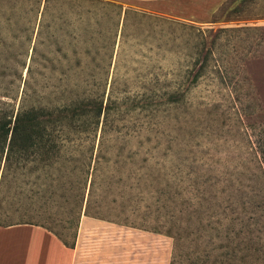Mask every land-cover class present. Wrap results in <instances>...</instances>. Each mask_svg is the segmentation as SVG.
Returning a JSON list of instances; mask_svg holds the SVG:
<instances>
[{"label":"trees","instance_id":"1","mask_svg":"<svg viewBox=\"0 0 264 264\" xmlns=\"http://www.w3.org/2000/svg\"><path fill=\"white\" fill-rule=\"evenodd\" d=\"M91 3L116 7L100 0H0V35L12 33L16 39L20 36L31 39L37 33L40 39L50 33L59 39V35L68 33L76 40L75 37L85 33L84 37H88L91 30L70 26L76 21L88 22V16L94 13L88 6ZM123 12L120 7L118 27ZM104 14L107 12L96 15ZM124 14L125 21L129 12ZM224 32L222 29L211 31L206 36V32L197 29L193 40L183 42L177 52L179 64L171 69L172 82L164 87L154 82L153 86H144L135 99L136 106H131L129 111H140L152 118L162 111L178 112L182 108L188 111L191 94L201 82L223 74L216 64ZM174 41L178 44L176 38ZM41 46L40 42L36 43L34 56ZM74 52L77 67L82 66L84 57H92V54L84 56L77 50ZM92 61L97 59L92 58ZM89 68L88 76L81 68L73 70V75L70 70L64 71L65 76L60 79L69 81L76 77L87 87L93 83L101 86L109 71L99 66ZM247 81L248 78L245 83ZM228 87L232 99L241 105L234 132L220 135L218 142L209 148L200 147L192 138L169 135L171 145L165 156L176 164L173 177L186 170L190 177L186 186L169 178L166 182L158 179V185L157 179H139L141 169L150 171L154 149L146 151L145 165L131 169L127 176L120 170L109 174L102 170L103 161L110 162L114 148L111 146L115 143H120L117 163L138 153L124 156L131 134L119 129L112 134L109 127L114 120L111 117L121 107L116 100H109L105 107V95L100 90L87 89L54 107L22 108L12 115L0 112V226H41L74 248L85 215L171 237L174 240L171 264L183 256L181 245L190 238L204 246L205 252L198 258L203 264H264V108L252 96L251 87L245 88L240 83H231ZM192 118L194 116L189 117ZM147 140L151 142L149 136ZM62 159L74 165H64ZM132 176L135 182H131ZM102 182H107L108 186L104 188ZM115 184L158 195L160 208L170 212L169 218L154 226H143L145 222L136 224L138 218L128 223L131 219L128 216L112 219V212L107 214L106 211H111L112 205L118 203L116 198L108 202L115 193ZM55 227L71 230L72 240L64 239Z\"/></svg>","mask_w":264,"mask_h":264},{"label":"rangeland","instance_id":"2","mask_svg":"<svg viewBox=\"0 0 264 264\" xmlns=\"http://www.w3.org/2000/svg\"><path fill=\"white\" fill-rule=\"evenodd\" d=\"M100 1L116 7L88 4L94 12L88 16V22L81 24L76 21L70 26L72 29L91 30L88 37H84L85 33L75 37L76 40H73L74 37L70 38L68 33L59 35V39L50 33L44 34L40 39L37 38V33L31 39L27 36L16 39L12 33L0 35V112L12 115L22 108L54 107L87 89L94 92L100 90L105 95V107L109 100H116L121 107L111 117L114 120V124L109 127L112 134L118 129L131 134L124 156L138 153L132 158H122L117 163V145L120 143H115V146H111L114 148L110 162L104 160L102 170L108 174L120 170L127 176L131 169H141L145 165L143 160L147 157L146 151L154 149V158L149 162L151 169L148 172L141 169L139 179H157L158 185V179L166 182L169 178L177 184L184 182L186 186L190 178L186 170L173 177L176 164L165 156L171 145L170 133L181 139L192 138L200 147L209 148L218 142L220 135L234 132L238 127V108L241 105L230 96L228 84L231 83H240L248 89L251 87L252 96L264 108V0H228L211 20L204 22L172 18L160 13L165 11L164 7H154L135 0ZM119 6L124 12H129V15L124 21L123 12L122 22L118 27ZM104 12L107 14L96 15ZM185 25L188 27L185 28ZM197 29L206 32V36L211 31H225L217 49L219 60L216 64L223 74L207 77L201 82L191 94L188 111L187 108L178 112L162 111L156 118L140 111H129L131 106H136L138 101L135 99H138L136 97L144 86H153L154 82L159 87H164L172 82L171 69L179 64L177 52L181 50L183 42L193 40V33L197 34ZM175 38L178 44L174 41ZM38 42L42 46L34 56L33 48ZM75 50L84 56L92 54V57H84L82 66L77 67ZM65 54L68 55L67 58L64 57ZM92 58L97 61H92ZM96 66L105 72L109 71L101 86L93 83L87 87L86 83L80 82L76 77L69 81L60 79L65 76L64 71L70 70L73 75V70L81 68H84V75L88 76L91 71L89 67ZM226 71H229V76ZM247 78L249 81L245 83ZM191 116L194 118L189 119ZM102 126L103 123L97 147ZM148 136L151 142L147 140ZM62 160L64 165H74L68 160ZM134 179L136 178L132 176L131 182H135ZM102 184L104 188L108 186L107 182ZM126 188L125 184H115V193L108 199L109 203L115 198L118 200L116 205H112L111 211H106L107 214L112 212V219L128 216L131 218L128 223L138 218L136 224L142 225L145 222L143 226H154L169 218L170 212L166 208H160L158 195L149 190L140 193V190ZM142 218H147L148 221H140ZM128 228L129 255L135 253L142 257L141 264H150V260L154 261L153 264H170L174 243L171 237L156 233L145 235ZM55 229L64 239L72 240L71 230L60 227ZM193 240L190 238L183 242V256L175 264H203L198 258L204 254L205 248ZM192 252L200 253L194 255Z\"/></svg>","mask_w":264,"mask_h":264},{"label":"crops","instance_id":"3","mask_svg":"<svg viewBox=\"0 0 264 264\" xmlns=\"http://www.w3.org/2000/svg\"><path fill=\"white\" fill-rule=\"evenodd\" d=\"M135 1L154 7H164L165 11L159 12L172 18L203 22L211 20L228 2V0ZM132 230L145 235L151 233L134 228ZM128 240L127 226L85 215L82 217L74 248L68 247L57 235L41 226L29 224L0 226V264H141L142 257L135 253L129 255ZM153 263L154 261L150 260V264Z\"/></svg>","mask_w":264,"mask_h":264}]
</instances>
